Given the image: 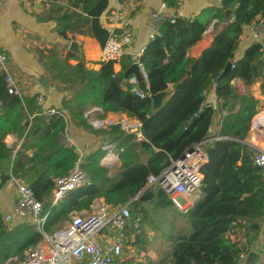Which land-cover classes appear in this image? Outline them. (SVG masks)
<instances>
[{
  "label": "trees",
  "instance_id": "trees-1",
  "mask_svg": "<svg viewBox=\"0 0 264 264\" xmlns=\"http://www.w3.org/2000/svg\"><path fill=\"white\" fill-rule=\"evenodd\" d=\"M48 4L46 18L57 23L60 36L82 34L104 46L110 36L100 18L109 0H44ZM123 4L125 0H118ZM169 9L178 10V0H165ZM233 15L226 18L225 10ZM264 17V0H220L218 7L201 10L193 18L175 16L164 19L155 39L139 57L144 67L151 95L169 91L163 105L154 110L151 97H140L124 76L134 60L123 56L119 70L117 62L102 61L98 70L86 67L83 60L69 64L74 58L68 53L51 61L53 78L72 90L62 100L64 111L78 127L92 130L86 112L97 106L104 114L119 113L141 123L142 140L119 126L95 130L102 135L120 157L118 173L102 164L106 150L99 146L80 166L87 182L70 191L57 204L52 195L56 180L66 177L78 162L75 147H65L61 141L67 123L63 118L41 116L36 97L9 94L6 74L0 72V189L14 176L32 189L43 205L46 216L44 230L52 233L70 216L89 209L97 199L113 207L128 204L131 220L139 218V226L128 229V237L136 234L133 244H139V229L143 221L157 209L174 206L162 191L147 205L134 198L145 187L149 176H158L191 147L201 144L208 155L202 168V197L186 212L189 232L173 238L170 264H238L241 254H249L252 241L258 236L264 217V176L252 162L254 149L245 143L260 101L251 94H240L232 84L241 79L246 84L260 81L264 96V42H256L235 59L244 28ZM214 20L224 23L214 34L212 46L198 58L188 55L204 36ZM58 49V48H57ZM56 54V51H51ZM230 71L223 76L226 66ZM132 74L127 76V80ZM171 85V89L169 87ZM215 87L217 101L225 114L216 137H210L215 109L206 103L209 89ZM238 106V107H237ZM237 107V108H236ZM23 139L20 148L6 142L8 136ZM32 150V154L29 151ZM244 228L245 244L231 237L235 229ZM139 232V233H138ZM41 240V233L30 224L15 228L6 242L0 243V264H19L29 249Z\"/></svg>",
  "mask_w": 264,
  "mask_h": 264
},
{
  "label": "crops",
  "instance_id": "crops-1",
  "mask_svg": "<svg viewBox=\"0 0 264 264\" xmlns=\"http://www.w3.org/2000/svg\"><path fill=\"white\" fill-rule=\"evenodd\" d=\"M164 2L165 0H125L123 4H120L118 0H109V6L101 16L100 21L105 28L112 32L116 28H123L121 20H128L127 28L132 31L133 38L131 44L127 46V55L133 59L150 42L149 35L152 29L153 14L161 8ZM178 2V10L168 8L166 12L174 15V12L177 11L176 16L178 17L193 18L205 8L218 7L220 5V0H178ZM48 8V4L44 0H3L0 8L1 49L7 56L9 73L16 81L19 92L17 95L36 97L37 106H40L41 111L50 108L60 109L62 100L73 92L70 89H61L63 84L54 80L53 72L55 70L50 62L56 56L65 60L70 52L74 55V58L68 60L69 64L76 65L79 60H83L87 68L98 70L102 63L103 49V46L96 39L87 35L75 33L69 34L70 40L62 38L57 31V23L46 18ZM116 18L120 20L118 21ZM223 25L224 23L214 20L202 39L190 49L188 55L191 58H198L204 50L211 47L215 32L221 29ZM72 41L78 43L80 53L70 50ZM256 42H264V30L260 32L257 39L251 32L250 27L246 26L241 36L235 59L241 58L245 50ZM52 50L56 51V54H51ZM124 61L125 58L123 57L117 64V70L120 69ZM0 72L5 73L2 70ZM232 84L238 93L251 94L260 101V107L264 105V96L261 94L259 80L252 84H246L243 80L236 78L232 80ZM40 98L43 99L41 102L39 101ZM206 103L211 104L215 109L210 137L219 138L216 137V134L225 111L221 109L217 101L215 87L209 89ZM86 113H89V120L99 117L118 118L123 116V114L119 113L104 114L102 109L97 106L89 108ZM93 129V127L92 130L78 127L68 117L67 134L73 140L75 146L82 149L84 153L82 160L99 146L107 143L104 137ZM247 140L251 145L245 143L250 147L264 149V137L259 138L254 134L248 133ZM6 142L8 145L13 146L15 150V148H20L23 139L10 135L6 138ZM113 149L106 151L102 164L111 165L108 167L111 169L110 176L115 177L118 173L120 157ZM29 154H32V150L29 151ZM6 167L7 165L0 166V170H4ZM185 197L188 201L187 206L190 208L202 197V192ZM16 200V190L6 183L0 189V243L6 242L11 238L16 227L22 224H29V222L20 218L10 221L6 220L5 217L12 212ZM97 200L103 201L102 198ZM141 204L145 205L144 203ZM90 209L81 211H89ZM259 223L261 230L252 241L250 249V252L254 251L260 254L256 264H261L264 261V217L260 219ZM236 233L239 237H237ZM231 237L240 240L242 244H245L248 239L247 231L244 228L235 229Z\"/></svg>",
  "mask_w": 264,
  "mask_h": 264
},
{
  "label": "built area",
  "instance_id": "built-area-1",
  "mask_svg": "<svg viewBox=\"0 0 264 264\" xmlns=\"http://www.w3.org/2000/svg\"><path fill=\"white\" fill-rule=\"evenodd\" d=\"M3 0H0V8ZM167 3L153 14L152 29L149 40L155 39L159 32L161 22L169 18L172 21L175 15L166 12ZM116 20H120L116 18ZM123 23V33L110 32V36L102 49V61L119 63L123 56L127 55V46L132 42L133 33L127 28L126 21ZM126 27V28H125ZM255 38H259L260 32L264 30V17L249 26ZM142 48L134 57L138 62L143 77L147 83V75L143 65L139 61ZM133 62V63H134ZM0 70L6 74L7 89L9 94H18L16 81L9 73L7 56L1 49L0 29ZM132 85V91L140 97H151L150 91L143 92L138 86V80L134 75L128 80ZM171 87V85H169ZM43 99L40 98L41 102ZM46 118H63L68 126L67 114L56 108L43 110L40 114ZM89 116V113H86ZM95 130L108 129L119 126L127 133H134L138 140L143 139L140 127L141 123L127 116L118 118H95L89 120ZM249 133L257 137H264V105L259 108L258 113L252 121ZM61 141L65 147H75L79 159L73 170L66 177L56 180V186L52 195L53 204L60 202L67 193L81 186L88 180V176L82 170L80 164L83 159V151L77 148L73 140L67 134V127L62 134ZM245 142L251 143L245 139ZM193 152H186L185 158H179L164 169L160 175H151L147 179L145 191L151 190L154 185H159L173 202L174 206L186 212L188 201L185 196L199 193L203 179L202 168L208 161V155L201 144L196 145ZM103 149L111 151L114 146L105 143ZM19 149L15 148L14 153ZM252 162L257 166L264 176V149L253 148ZM8 185L16 190L17 200L11 213L6 215V220L15 218L26 220L30 225L41 233L40 242L26 251L23 260L19 264H124L125 249L129 243L128 229L133 225L139 226V218L131 220V212L128 204L113 207L104 201L96 200L89 211L73 213L62 227L52 233L44 230L46 216L43 214V205L37 200L32 189L24 181L11 176ZM137 200V197L134 198ZM248 254H241L237 259L238 264H244Z\"/></svg>",
  "mask_w": 264,
  "mask_h": 264
},
{
  "label": "rangeland",
  "instance_id": "rangeland-1",
  "mask_svg": "<svg viewBox=\"0 0 264 264\" xmlns=\"http://www.w3.org/2000/svg\"><path fill=\"white\" fill-rule=\"evenodd\" d=\"M144 204L147 205L148 202ZM184 214L183 210L175 206L153 211L149 219L141 224L140 233L138 232L140 243L133 244L136 234L129 236L124 264H170L173 238L189 232Z\"/></svg>",
  "mask_w": 264,
  "mask_h": 264
},
{
  "label": "water",
  "instance_id": "water-1",
  "mask_svg": "<svg viewBox=\"0 0 264 264\" xmlns=\"http://www.w3.org/2000/svg\"><path fill=\"white\" fill-rule=\"evenodd\" d=\"M121 10H123V8H121ZM174 15H177V11L174 12ZM233 15V11L231 9H227L225 10V16L228 18L230 16ZM126 23H128V20H126ZM114 32L118 35H121L123 33V28H116L114 30ZM70 50L72 52L75 53H80V47L78 45V43L76 41H72L70 44ZM232 64L229 63L225 70L223 71L222 75L220 76L219 79H221L223 76H225L231 69ZM129 74H132L136 77V79L138 80V86L139 88L143 91V92H148L149 89L147 88V83L143 77L142 71L140 69V66L138 64V62H134L132 63V65L130 66V68L128 69V71L126 72L125 76H124V83H127V76ZM167 92H162V93H158L156 95H151V98L153 100V109L156 110L158 108H160L163 103H164V98L165 95L168 93ZM197 148V146H193L191 147L188 152H193L195 149ZM186 153H184L181 158H185ZM106 167H110L111 165H105ZM161 191L160 186L159 185H154L153 188L151 190H148L146 192H140L136 197L138 199V201L140 203H146L149 202L151 199H153L155 197V195L157 193H159ZM260 258V254L254 251H251L248 256L247 259L245 261L244 264H256L257 260Z\"/></svg>",
  "mask_w": 264,
  "mask_h": 264
}]
</instances>
